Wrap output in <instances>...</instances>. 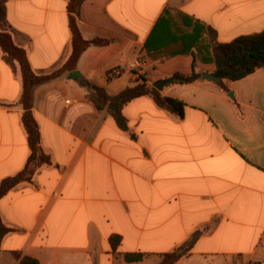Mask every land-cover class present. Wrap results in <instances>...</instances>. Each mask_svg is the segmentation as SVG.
Here are the masks:
<instances>
[{
	"label": "crops",
	"instance_id": "1",
	"mask_svg": "<svg viewBox=\"0 0 264 264\" xmlns=\"http://www.w3.org/2000/svg\"><path fill=\"white\" fill-rule=\"evenodd\" d=\"M5 3L2 29L36 72L56 69L72 51L69 1ZM94 12L134 37L118 51L119 40L89 46L78 76L110 96L141 77L149 87L169 81L160 94L181 101L184 114L140 96L124 106L123 130L77 78L38 86L33 112L53 164L0 199L16 229L0 264H20L14 253L41 264H146L194 234L176 264H264V68L223 84L202 78L214 72L215 42L264 30V0H88L79 20L88 41L102 35ZM193 70L199 79L172 82ZM22 93L19 67L0 53V181L31 154ZM113 236L121 239L115 249ZM128 253L146 257L128 263Z\"/></svg>",
	"mask_w": 264,
	"mask_h": 264
},
{
	"label": "trees",
	"instance_id": "2",
	"mask_svg": "<svg viewBox=\"0 0 264 264\" xmlns=\"http://www.w3.org/2000/svg\"><path fill=\"white\" fill-rule=\"evenodd\" d=\"M68 1L70 28L72 31V51L67 61L60 68L48 73H38L31 66L26 50L15 42L9 31L2 29V25L6 21V3L5 0H0V53L9 65L14 68L19 67L22 74L23 93L21 105L24 109L22 123L28 134L31 150L29 160L24 169L0 181V199L20 185L32 183L35 175L42 167L53 164L51 156L44 150L40 125L33 112L35 90L44 83L63 76L77 78L80 85L88 90V98L94 103L96 108L98 110H107L123 130L129 129L123 108L128 102L140 96L150 95L159 107L180 117L184 114V104L181 101L163 97L155 87L148 86L146 77H141L136 85L126 88L116 96L108 95L103 88L79 77L76 72L77 63L82 53L89 46L93 44L104 45L110 43V41L119 40V43L114 48L118 51L125 42L133 39L134 36L110 20L108 22L105 18H97L98 14L94 12L92 20L95 21L94 24L101 30L102 35L90 41L84 39L80 30L79 20L84 15L83 6L88 0ZM212 34L215 36L214 32ZM213 60L215 64L213 73L222 77V80L219 81L220 84H223V79L237 81L258 69L264 68V30L259 33L237 37L227 43L215 42L213 44ZM111 72L108 75H111ZM200 76L194 70L186 74L175 73L172 77V82L189 83L199 79ZM15 231V228L6 225L0 211V250L4 238ZM197 238L198 234H194L187 242L174 251L162 255L160 264H176L181 258L189 254ZM120 240L119 236L112 237L114 249L120 243ZM14 255L20 264H41L34 257L24 256L21 253H14ZM145 257L146 255L143 253H128L125 254L124 259L128 263H134L143 261Z\"/></svg>",
	"mask_w": 264,
	"mask_h": 264
},
{
	"label": "water",
	"instance_id": "3",
	"mask_svg": "<svg viewBox=\"0 0 264 264\" xmlns=\"http://www.w3.org/2000/svg\"><path fill=\"white\" fill-rule=\"evenodd\" d=\"M202 78L209 79V80H215V81H221L222 77L215 75L214 73H203ZM169 81H160L154 84V87L158 90H161Z\"/></svg>",
	"mask_w": 264,
	"mask_h": 264
},
{
	"label": "rangeland",
	"instance_id": "4",
	"mask_svg": "<svg viewBox=\"0 0 264 264\" xmlns=\"http://www.w3.org/2000/svg\"><path fill=\"white\" fill-rule=\"evenodd\" d=\"M69 57V56H68ZM68 57L66 58V59H64V61H62L59 65H58V67L57 68H60L66 61H67V59H68ZM56 68V69H57ZM11 260V258H4L3 260L5 261V260ZM151 260V259H150ZM153 261V262H152ZM161 261H162V257L160 258H156V259H152L151 260V262H149V263H146V264H160L161 263ZM155 262V263H154Z\"/></svg>",
	"mask_w": 264,
	"mask_h": 264
},
{
	"label": "built area",
	"instance_id": "5",
	"mask_svg": "<svg viewBox=\"0 0 264 264\" xmlns=\"http://www.w3.org/2000/svg\"><path fill=\"white\" fill-rule=\"evenodd\" d=\"M255 264V263H254Z\"/></svg>",
	"mask_w": 264,
	"mask_h": 264
}]
</instances>
